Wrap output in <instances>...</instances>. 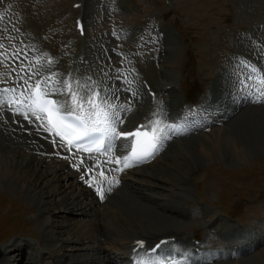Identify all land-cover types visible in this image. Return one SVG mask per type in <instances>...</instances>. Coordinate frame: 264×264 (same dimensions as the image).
Returning a JSON list of instances; mask_svg holds the SVG:
<instances>
[{"label":"bare ground","instance_id":"obj_1","mask_svg":"<svg viewBox=\"0 0 264 264\" xmlns=\"http://www.w3.org/2000/svg\"><path fill=\"white\" fill-rule=\"evenodd\" d=\"M242 1L253 6L249 7L251 9L254 8V5L264 7V0ZM84 7L85 5L83 14L86 19ZM122 8L125 9L126 6ZM260 32L254 30L252 39L242 42L246 46V48L241 46L240 50L244 57H254V55L246 53L250 44L251 48L254 43L256 45L264 44V32ZM130 34V32H125L126 37H129ZM86 35L88 37L90 35L88 30ZM103 40L110 44V48L115 43L110 38ZM31 41L27 29L22 26L20 35L16 36L9 46L3 50L0 47V74L3 75L5 72V76H8L6 77L8 80L0 77V89L16 88V93H7L6 96L17 97L20 92H24L25 80L28 81V84L35 85L37 81L46 78L42 75L40 77L31 75L32 73H38L41 67L51 68L46 64L43 53L38 51ZM173 42L169 33L166 32L163 46L156 49H161L165 55L169 51L172 52L170 54H173L175 51ZM89 43L91 45L90 41ZM6 55L21 64V71L15 69L17 66L3 67L2 63L8 59ZM90 56L94 61L90 66L85 67L91 70H87L85 73L87 77L85 80L81 78L79 83L88 84V77H91L93 81L95 78H101V84L91 85V87L95 92H100L110 105L115 106V108L107 109L108 111H120L123 123L118 124L117 132L131 131L139 124L146 125L149 121L157 118L153 115L155 107L150 104L151 98L147 97L144 89L140 86L143 78L133 76L128 67L120 69L117 76L116 72L108 75L103 70L101 73L102 65L99 60L94 53L88 54V57ZM166 59L168 60L167 56ZM252 59L256 64L260 62L264 66V62L258 61V57ZM79 60L78 57L73 62L72 72L63 69L64 79L70 83L75 77L76 72L74 74V71L77 64H81ZM116 61L120 64L124 62L121 58H116ZM55 64H61V61L58 59ZM246 65L244 62L242 65L238 64L234 60L225 64L223 71L216 76L218 78H215L214 87L207 95L205 104L199 105L194 114L199 122L202 121L196 126V119L194 122L192 120L185 121L186 117L195 111L181 108L180 100H177V94L172 89V84L175 83L172 80L173 72L169 70L168 65H166V70L163 68L162 72V76L165 75L164 79L167 80L164 83L157 82L155 77L147 74L159 94L167 96L166 102L161 106L166 117L165 123L182 126L187 131L184 134L170 135V138L164 141L161 149L165 152L169 150L159 165L153 162L140 169H133L128 175H123V184L115 180V165L108 155H81L73 151L61 143L52 132L46 130L48 127L43 119L37 120L32 115L26 101L24 105L15 103L11 106L7 103L0 105V189L23 200L37 214L33 220H36L41 231L40 239H43L37 243L39 245L45 243V248L41 245L43 250H36L35 242L24 237H19V241L15 240L17 242H10L12 244L2 240L4 244L1 245L3 258L0 264H41V260L45 256L53 258L54 261L50 257L45 259L49 260V264H139L140 261H143L144 264H151L156 260H161L162 264H171L173 260L182 261L185 256H189L195 264H219V262H222L221 264H242L239 263L241 258L262 244L260 236L263 237V235L242 237L229 230L230 228L223 224L215 213L214 215L208 214L209 211H206L203 217H208L204 224L205 228H211L213 231L209 232L217 235L219 239L225 238L230 242L233 239L236 242L232 247H228L227 252H222L224 248L222 251L214 252L209 248L191 243L190 239L185 241L182 238L177 239L183 242L180 244L164 243L159 252L154 255L140 257L133 252L141 249L137 246L138 241L144 242L146 249H153L162 241L173 240L178 233L183 234L185 231L178 229L192 222L191 214L183 210L185 205L180 206L179 204H188L190 189L187 186L189 181L187 183L186 181H191L193 176L198 173V171L193 172L204 163L203 159L197 158L198 149L202 150L206 159L218 158L217 155H220V158L230 156V154L234 156L240 153L243 156L244 154L248 155L247 148L258 151L255 148L258 146H255L254 142L256 140L264 141V108L255 106L264 104V98L261 94L257 97L254 94L245 96L244 92L239 93L242 91L241 85L245 80V75L250 78ZM132 68L134 69L133 66ZM52 70L54 69L52 68ZM53 73L57 75L55 71ZM30 75L31 79H29ZM21 76L24 77L23 80L20 79ZM159 94L157 102L160 100ZM29 95H31L30 92H25L26 97ZM62 96L60 94L53 95L57 100ZM121 106L124 110H121ZM18 107L21 109L20 113L15 111ZM24 113L28 114V119H25ZM182 114L184 115L183 120L180 119ZM177 116L178 118L175 119ZM220 122L223 124L222 127L215 130L210 129L212 125H217ZM206 130L207 132L212 130L210 137L204 134ZM236 131H239V134ZM236 137L238 141H236ZM53 140L56 141L55 145ZM217 152L219 153L217 154ZM185 168L187 170L183 172ZM88 169L91 171H87ZM98 190L103 192V198ZM164 191L170 193V197L162 195ZM60 194L62 197L58 199ZM54 211L56 213L52 215ZM64 216H67L68 219H65ZM70 216L71 218L84 217L87 220L83 221L82 227H79L76 223L73 224L76 221L70 219ZM66 235L67 238L64 239L63 237ZM239 240L241 241L239 242ZM67 245L69 247L78 245L82 249L70 248L68 252L75 254L66 255L65 250L69 248ZM85 245L89 246L85 248ZM106 245L107 247H105ZM202 249L203 251H201ZM86 251L93 252V254ZM106 252L105 256H101ZM108 252L112 255L110 256ZM178 254H183V257H177Z\"/></svg>","mask_w":264,"mask_h":264},{"label":"rangeland","instance_id":"obj_2","mask_svg":"<svg viewBox=\"0 0 264 264\" xmlns=\"http://www.w3.org/2000/svg\"><path fill=\"white\" fill-rule=\"evenodd\" d=\"M8 1L11 0H0V16L3 17L0 19V29H3L0 31L2 50L9 46L16 36L20 35L23 25L16 21L12 27L8 28L7 26H10L15 20H20L25 26L33 29L34 34L37 36L34 35L35 42L41 48H47L52 53L55 52L56 55L63 56L66 60L65 65L68 68L71 67L72 61L77 55H80L81 58L84 56L85 60L83 58L82 60L88 62V57L85 55L87 54L85 48L88 50V46H84V39H81L76 31V15L72 10V5L81 0H14L11 4H7ZM83 5H85L87 30L92 42L89 46L93 48V50H90V54L94 53L102 65L101 73L103 70L108 75L116 72L117 76L120 69H124V63L120 64L116 61V58H121L118 49L123 44L126 46V48L123 47L126 49L124 55L127 57L125 59L128 65L130 63L129 66L133 72L136 73L138 67V71L143 72L148 80L150 78L147 74L155 77L154 79L157 82L164 83L167 80L164 79L165 75L162 76V72L166 70V65H168L169 70L173 72L172 80L185 90L187 96H185L184 101H189L187 97L193 95L192 100H196L195 104L201 101L206 93L212 91L216 76L223 71L227 62L234 60L242 65L241 46H244L243 43L246 40L252 39L254 30L261 31L260 33L264 32V7L254 5V8L251 9L249 7L253 6L247 5L242 0H169L168 3L166 0H83ZM165 11L168 15L165 27L170 31L173 39L175 38L174 47L176 43L177 46L174 48L173 54H170L172 52L169 51L167 55L163 53L161 55V52L150 50L144 46L145 42L143 43L144 39L141 36L146 33L148 39H153L149 38L147 34H150L151 30H155V25L159 21L158 16ZM119 30H131L134 35L129 37L122 35L120 38L117 35L120 32ZM38 34H41V36ZM117 36L118 40L115 38ZM104 38L113 39L114 45L110 48V44L105 43ZM240 43L242 44L240 45ZM250 46L251 44L246 53H249L248 55L252 54L254 57H258L259 61L264 62V44L258 46L254 43L252 48ZM132 48L135 53H132ZM102 53L103 55L105 53V55L103 56ZM139 54L141 55L139 56ZM6 56L8 59L2 63L3 67L17 66L15 69L21 71V64L15 62L8 55ZM95 62L97 63V60ZM65 70L70 71L69 69ZM83 70L80 66L76 67L74 71V74L75 72L76 74L73 78L74 84L79 83L81 78L85 76ZM5 75L4 72L3 75L0 74V77L2 79L8 77ZM12 77L15 78V76ZM247 78V75H245V80L241 85L242 91L239 93L244 92L243 95L251 96L255 93V84H253L251 75L250 78ZM6 79L8 80V78ZM151 84L154 86V83ZM260 90L264 94V90ZM64 101L71 103L70 98ZM87 107L88 105L85 104L82 110H86ZM255 107L264 108V104ZM220 124L221 122L217 125L214 124L210 129L215 130L222 127L223 124ZM210 132L206 130L204 134L210 137L212 134ZM236 133L239 134V131H236ZM197 141L199 140L197 139ZM236 141H238L237 137ZM254 144L258 146L255 148L259 152L256 149V151H252L247 148L248 155L244 154L243 156L240 153L234 156L230 154V156L222 158L217 155L219 153L217 152L216 157H219L215 159H206L202 150L198 149L199 155L197 158L203 159L204 163L193 172L198 171L191 182L187 184L190 189L188 204H179L180 206L185 205L184 208L187 210L195 206L196 211L192 215L190 225L182 226L183 228L181 227L178 230L183 229L185 235L194 236L202 242L206 241V244L208 243L206 246L211 249L214 247L212 249L214 252L222 251L225 246L230 247V243L232 246L236 242L233 239L231 242L225 240V238L219 239L217 235L209 232L213 231L211 228H205L204 224L208 217H203L206 211H209L208 214L211 215L215 213L217 217H220L221 222H225L228 228L238 235H257V237L263 235L264 237V147H262L264 141L256 140ZM166 152L157 158L154 163L159 165V162L166 156ZM186 170L187 168L183 172ZM188 181L190 180H187L186 183ZM150 182L153 181L150 180ZM76 192L78 193V190ZM0 195V212L3 213V215L0 213V240L8 239L12 242L22 236L31 242L35 241L36 249L41 250V245L45 248V243L41 245L37 243V241H43V239H40L41 231L37 226L38 224L36 220H33L37 214L27 203L14 197L9 192L0 189ZM162 195L170 197V193L165 192ZM61 197L60 194L58 199H61ZM55 213V211L52 212V215H55ZM228 216L237 217L240 223L227 218ZM64 217L68 219L67 216ZM70 219L76 221L73 224L76 223L79 227H82L83 221L87 220L84 217L71 218V216ZM74 230H76L75 227ZM263 237L260 236L262 244L248 255L243 256L241 260L239 259V263L264 264ZM63 238L66 239L67 235ZM88 246L85 245V248ZM79 247L78 245H71L65 250L66 255L75 254L68 251H70V248L82 249ZM223 251H225V248ZM86 252L93 254V252ZM108 253L110 256L112 255L110 252ZM105 254L107 252L101 254V256H105ZM47 257L54 261L51 256H45L41 260V264H49V260H45ZM221 263L219 262V264Z\"/></svg>","mask_w":264,"mask_h":264},{"label":"snow or ice","instance_id":"obj_3","mask_svg":"<svg viewBox=\"0 0 264 264\" xmlns=\"http://www.w3.org/2000/svg\"><path fill=\"white\" fill-rule=\"evenodd\" d=\"M2 18L0 16V19ZM0 47L3 46L0 45ZM48 63H51V61L49 60ZM31 75H35V73ZM31 75L29 79H31ZM55 75L53 73L52 76L37 81L35 85H30L25 80L24 84L26 87L24 92H20L15 98L6 96V94L16 93V88L0 89V105H4L5 103L9 106L14 103L24 105L25 101H30L27 106L37 120L41 119L42 115L47 114L50 117L52 113H55L56 123L54 124L49 119V128L46 130L51 132L54 128H60L61 130L56 131L55 134L62 137V142L64 135H74L76 143L73 144V141L69 140V148L74 146L78 151L94 150L99 152L103 150L106 153L112 149L113 142L117 138H133L135 143L131 148V155L123 158L124 168L146 162L158 153L163 147L164 141L169 139L170 135L184 134L187 131L182 126L165 123L166 117L161 107L153 113L157 117L155 120L149 121L146 125L139 126L133 133H118L117 126L123 123L120 118V111H108L107 109L115 108V106L110 105L100 92L93 91L91 85L80 84L78 82L74 90L72 83L68 80L59 81L60 87H53L52 81ZM20 79L23 80L24 77L21 76ZM261 83H264V79L261 80ZM41 85H44V87L42 88ZM25 92H30L31 95L26 97ZM56 94L69 96L71 103L48 99L49 96ZM85 104L89 106L87 111L82 110ZM121 110H124L123 106H121ZM15 111L20 113L21 109L18 107ZM24 116L25 119H28L27 113H24ZM141 136L147 139L141 141L139 139ZM52 142L55 145L56 141L53 140ZM91 145H95V148H92ZM116 162L120 163V159L118 158ZM87 171H91V169ZM98 192L101 198H103V192L101 190H98ZM137 246L138 248H143L144 242L138 241ZM157 248H159V245H156L150 251L155 252ZM139 264H144V262L140 261ZM151 264H162V261H152ZM171 264H195V262L189 256H185L182 261L173 260Z\"/></svg>","mask_w":264,"mask_h":264}]
</instances>
